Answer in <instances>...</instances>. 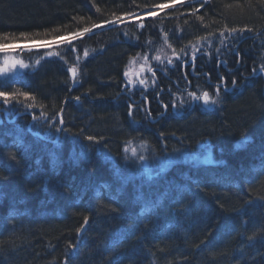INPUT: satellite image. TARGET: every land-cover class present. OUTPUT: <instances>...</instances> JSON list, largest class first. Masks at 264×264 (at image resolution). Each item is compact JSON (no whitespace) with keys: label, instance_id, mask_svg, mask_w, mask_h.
Returning a JSON list of instances; mask_svg holds the SVG:
<instances>
[{"label":"trees","instance_id":"1","mask_svg":"<svg viewBox=\"0 0 264 264\" xmlns=\"http://www.w3.org/2000/svg\"><path fill=\"white\" fill-rule=\"evenodd\" d=\"M77 33L12 52L29 69L0 77L11 94L0 97V264H264V0H0V46ZM194 52L197 78L178 59ZM138 55L170 77L155 71L148 106L124 90ZM217 62L237 68L226 84ZM210 75L221 106L172 114ZM138 141L155 152L207 142L214 160L139 179L122 157Z\"/></svg>","mask_w":264,"mask_h":264},{"label":"rangeland","instance_id":"2","mask_svg":"<svg viewBox=\"0 0 264 264\" xmlns=\"http://www.w3.org/2000/svg\"><path fill=\"white\" fill-rule=\"evenodd\" d=\"M168 7L169 6L162 7V8H168ZM160 10L161 9H157V12ZM145 15H149V13ZM141 16L142 15L134 16V17H131L130 19L138 18ZM83 34L67 35V36L61 37L60 39H55V40H50V41L48 40V41L25 42V43H16V44L0 46V52L10 53L6 59H2V61H0V68L4 69L3 71H0V77H4L12 73H16L19 71H25L29 69V66L24 62V60H21L17 58L16 56L12 55L13 54L12 52L14 51L22 52V51L30 50L29 48H26V47H35L36 49L37 48H50L56 45L55 41L57 40L58 42H63L68 38L75 39V38L82 36ZM248 37L249 36H247L246 41L250 39V37L249 38ZM261 38L264 39V35ZM243 39L244 38H242L241 41ZM259 40L260 39H256L255 41H253V43ZM241 41H239V43H241ZM22 45H26V46L21 47ZM155 58H154L155 61H162V63L166 60L167 62H169V60H171L172 62L173 60L172 57H165L163 55L160 56L159 60ZM141 65H144V71H140ZM149 67L151 69L154 68V67H151L149 59L147 58V55H138L135 58H133L132 61L129 63V66L127 69V72L129 73V75L125 77L127 81L126 86H131L133 89H135L136 86L140 85L139 83L140 80H145L147 86L152 84L154 82V78L151 72L147 70ZM262 68H264V66L260 67L259 73L262 74V76L264 77V71H261ZM256 75H258V73ZM130 80L132 81L131 84L129 83ZM189 92H195V91L194 90L188 91L187 93H184L182 95L175 96V99L172 102V106H171L172 114L181 116L185 114L188 110H190L193 105L199 104L201 102V101L193 102L188 95ZM219 97H220V93L219 95L215 93L211 98L217 100V103L215 105H212V104L206 105L207 107H205V109L206 110H216L215 109L216 105L221 106V100ZM182 101L183 103H181ZM10 120H13V119H10ZM190 123H192V121ZM184 127L186 129L185 133L191 129L190 125H186ZM194 129H195L193 130L195 133L194 135L198 134L199 132L200 133L203 132V129L200 128V126L198 125H194ZM239 141L245 142L246 139L239 140ZM203 143L204 144H200L199 148L194 152H179V151H174V150L173 152H170V151L155 152L150 148V145L146 143L145 141L130 142L126 145L125 148H123L122 146V157L124 161L130 166L129 170L131 171V174L134 175V177H138L139 179L145 180L147 177L151 178L162 172H165L168 168H170L172 165H174L177 162L190 164V162L191 163H208V162L213 161L214 160L213 150L206 145L207 142H203ZM129 176L131 177V175Z\"/></svg>","mask_w":264,"mask_h":264},{"label":"flooded vegetation","instance_id":"3","mask_svg":"<svg viewBox=\"0 0 264 264\" xmlns=\"http://www.w3.org/2000/svg\"><path fill=\"white\" fill-rule=\"evenodd\" d=\"M233 51H234V49H233ZM223 65V64H222ZM186 67H188V68H190V70L192 71V66H190V65H186V66H183L182 68H186ZM232 68L233 67H231V64L229 63V62H227V64H225L224 65V69H225V73L223 74V75H219V77L221 78V81L222 82H225V84L227 83V76L230 74V73H234V71L237 69H235V70H233V71H231L232 70ZM195 70H196V72H199L198 71V69H197V67L195 68ZM203 71V70H202ZM165 74H167L166 76H163V77H165V78H167V79H169L170 77H169V74L167 73V72H165ZM164 75V74H163ZM192 75H193V72H192ZM204 75V74H203ZM233 77H234V75H232ZM153 78H154V80H155V84L154 85H156L157 86V82H158V79H159V75H158V73H154L153 74ZM192 78H197V77H192ZM248 78H250V77H248ZM186 80V79H185ZM210 80H211V76H210ZM224 80V81H223ZM204 81H208L207 79L206 80H204ZM212 82H214V83H216L215 81H213V80H211ZM217 85H219V84H210V86H209V88H208V90H212V89H215V88H217ZM151 86V84L150 85H148L147 87H144L143 85H138V86H136V88L135 89H133L131 86H129L128 87V91L132 94V96H133V98H134V96H136V95H134L133 94V92L135 91V90H137V92L139 93V96H140V100L138 101V102H140L141 100H144L145 102H146V106H148L149 104H151V100L150 99H152V98H150L149 97V91H150V87ZM183 90H185V89H183ZM153 100V99H152ZM157 102L159 103V104H164L165 102H162L161 100H160V96L159 95H157ZM169 112V110H168V107H167V112L166 113H168ZM164 113H165V109H164ZM165 113V114H166ZM160 114H161V112L159 113V116H160ZM151 115L153 116V114L151 113ZM164 115V114H163ZM162 115V116H163ZM161 117V116H160Z\"/></svg>","mask_w":264,"mask_h":264},{"label":"snow or ice","instance_id":"4","mask_svg":"<svg viewBox=\"0 0 264 264\" xmlns=\"http://www.w3.org/2000/svg\"><path fill=\"white\" fill-rule=\"evenodd\" d=\"M84 31L87 32L88 29H85ZM232 31L234 32L235 29H233ZM85 55H87V54H85ZM155 59L159 60L160 57H156ZM192 59H193V62H194V60H195V52L193 53ZM169 63H171V61H169ZM3 70L4 69L0 68V71H3ZM147 70L149 72L152 71V69L150 67ZM69 71L72 73L73 77H75V75H76V69L75 68H71V69H69ZM140 71H144V65H141ZM261 71H264V68H262ZM128 75H129V73L128 72H125V76H128ZM129 83L131 84L132 81L130 80ZM139 83L141 85H144L145 87H147V84H146V81L145 80H140ZM233 84H235V81H233ZM219 91H220V86L217 85V95H219ZM10 95L11 94H9V93L0 92V97H2L5 101H7L9 99V96ZM188 95H189V97L191 98V100L193 102L202 101L204 105H209V104L215 105L217 103V100L212 99L210 97V94H209L208 91H204L200 95H197L196 92H189ZM77 99H79V97H77ZM181 103H183V101ZM164 107L167 108V105H165ZM89 139L91 140L92 137H89Z\"/></svg>","mask_w":264,"mask_h":264},{"label":"bare ground","instance_id":"5","mask_svg":"<svg viewBox=\"0 0 264 264\" xmlns=\"http://www.w3.org/2000/svg\"><path fill=\"white\" fill-rule=\"evenodd\" d=\"M165 7H166V6H165ZM157 9H161V10H162V9H165V8H162V7H161V8H157ZM157 9H155L156 12H157ZM130 18H131V17H129V20H133V19H130ZM135 19H137V18H134V20H135ZM117 21H118V20H113V21H110V23H117ZM210 71L215 72L217 75H223V74L225 73L224 65H222V64H220V63L217 62V63L213 64V66L211 67ZM210 76H211V79L213 80L214 77H213L212 75H210ZM213 81H216V80H213ZM241 84H242V83H240L239 86H241ZM58 136H59V135H58ZM261 160H263V159H261ZM261 160H260V161H261ZM260 161H259V162H260ZM261 162H262V161H261ZM253 167H256V168H255L256 170L262 168V166L260 165V163H258V166H255V165H254ZM253 167H252V168H253ZM125 182H127V181H125Z\"/></svg>","mask_w":264,"mask_h":264},{"label":"water","instance_id":"6","mask_svg":"<svg viewBox=\"0 0 264 264\" xmlns=\"http://www.w3.org/2000/svg\"><path fill=\"white\" fill-rule=\"evenodd\" d=\"M59 120H60V123H61V129L59 130V132L60 131H62V129H63V120H62V113H60V115H59ZM40 134V133H39ZM45 140L47 139V138H44ZM56 140V139H55ZM54 140V141H55Z\"/></svg>","mask_w":264,"mask_h":264}]
</instances>
